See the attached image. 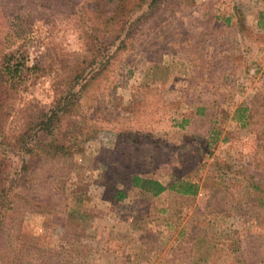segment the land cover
<instances>
[{"label":"rangeland","instance_id":"374dc122","mask_svg":"<svg viewBox=\"0 0 264 264\" xmlns=\"http://www.w3.org/2000/svg\"><path fill=\"white\" fill-rule=\"evenodd\" d=\"M90 3L0 0V55L52 68L15 79L24 96L1 120L8 134L54 100L53 68L81 56ZM261 9L264 0H163L135 25L62 121L69 133L89 129L82 148L26 171L14 158L0 264H233L238 254L264 264ZM133 175L197 191L152 195Z\"/></svg>","mask_w":264,"mask_h":264},{"label":"trees","instance_id":"16d2710c","mask_svg":"<svg viewBox=\"0 0 264 264\" xmlns=\"http://www.w3.org/2000/svg\"><path fill=\"white\" fill-rule=\"evenodd\" d=\"M162 1L91 0L90 18L84 15L87 21L86 29L81 33V56L69 67L58 64L53 68L58 77L53 80L54 100L43 108L27 112L14 133L8 134L0 125V234L8 225L14 205V158L20 156V169L26 171L30 165L32 167L43 159L71 157L79 151L75 148L76 143L81 142L82 148L89 129L81 127L69 133L62 128V121L66 116L75 114L78 101L91 83L105 72L109 59L125 49L134 26L151 16ZM256 26L264 28V9L257 13ZM50 71V66L39 65L36 61L27 66L23 59H15L12 52L0 55V123L13 112L14 103L23 99L24 90L17 98L15 79H22L28 72L39 76V73ZM209 138L216 141L217 136L212 130ZM131 184L150 190L152 195L167 188L181 195H193L197 191V184L186 180H177L166 187L153 179L133 175ZM252 184H256L257 188L261 186L257 181ZM117 194L122 197V192ZM238 256L232 257L233 264H245Z\"/></svg>","mask_w":264,"mask_h":264}]
</instances>
